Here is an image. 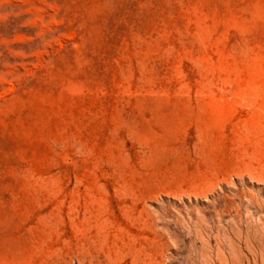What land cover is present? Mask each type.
Listing matches in <instances>:
<instances>
[{"label": "rangeland", "instance_id": "374dc122", "mask_svg": "<svg viewBox=\"0 0 264 264\" xmlns=\"http://www.w3.org/2000/svg\"><path fill=\"white\" fill-rule=\"evenodd\" d=\"M0 264H264V0H0Z\"/></svg>", "mask_w": 264, "mask_h": 264}]
</instances>
